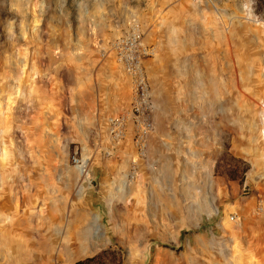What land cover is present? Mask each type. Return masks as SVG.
<instances>
[{"label":"rangeland","instance_id":"374dc122","mask_svg":"<svg viewBox=\"0 0 264 264\" xmlns=\"http://www.w3.org/2000/svg\"><path fill=\"white\" fill-rule=\"evenodd\" d=\"M129 17L155 47L152 91L173 119L204 112L206 145L173 127V153L139 158L130 134L122 152L106 146L74 78L93 75L81 55L104 42L105 56L110 23ZM260 169L262 0H0V264H264Z\"/></svg>","mask_w":264,"mask_h":264},{"label":"crops","instance_id":"0c3cea01","mask_svg":"<svg viewBox=\"0 0 264 264\" xmlns=\"http://www.w3.org/2000/svg\"><path fill=\"white\" fill-rule=\"evenodd\" d=\"M132 18L135 17H129L128 19H124L121 22L115 20L114 22L110 23V33L108 37L109 46L105 56H100L99 49L101 45L106 46V43L104 42H101V44L97 46L96 49L94 48L91 52V55H81V58L89 57V61H91L92 64L95 65L93 75L89 79L84 77L74 78L76 92L80 93L78 95V98L83 99V101L86 102L89 110L98 113L99 116H102L100 120L102 121L104 127L106 125L104 117L108 113H110L109 115L118 114L128 105L124 97V93L127 92L125 76L120 66L116 63L114 54L109 47L112 40L126 30L127 24ZM142 29L144 32L143 26ZM148 60L146 61V65ZM87 87H89V101H86L84 99V93L86 92L85 90H87ZM150 87L151 90H153L151 84ZM165 92L167 91H163V93L161 94L154 93V91H152L153 103L155 108V128L148 139L149 151L151 150L154 155L163 153L164 151L173 153L175 150L174 143H177L179 141L181 134L178 130L174 132L173 127H184L186 137L185 142L191 144L193 141H200L202 145H206L203 143L204 141L209 142V120L206 117L207 115L202 112L200 113V119L195 120L194 117L197 116V112H194L193 106L190 105L189 110H186L184 113L183 120L173 119L172 111L168 112V110H172L171 99L167 97V94ZM218 122L219 121L216 122V126L218 125ZM216 138L217 137L210 138L211 142H213L215 145L216 143H218ZM106 143V146L110 148L113 153L120 152L121 150L118 148H120V145L123 144L121 143L119 145H115L108 139ZM126 144L127 143H125L123 146H126ZM209 153H211V157L213 159L216 160L218 158L217 156H213V153L211 151H209ZM209 153H206V158H208ZM257 221H259L260 223H264L263 219H257Z\"/></svg>","mask_w":264,"mask_h":264},{"label":"built area","instance_id":"2783aa9c","mask_svg":"<svg viewBox=\"0 0 264 264\" xmlns=\"http://www.w3.org/2000/svg\"><path fill=\"white\" fill-rule=\"evenodd\" d=\"M109 48L129 82L130 99L128 106L120 113L106 117V137L113 144L119 145L130 134L137 157L145 158L148 139L155 128V108L146 74V61L155 53V47L146 41L141 23L132 18L126 30L112 40ZM105 153L110 155L111 151L106 149ZM71 162L79 169L86 166V161L77 155L76 150L71 156ZM253 212L264 221L263 197H258ZM234 217L231 215L230 219Z\"/></svg>","mask_w":264,"mask_h":264},{"label":"trees","instance_id":"16d2710c","mask_svg":"<svg viewBox=\"0 0 264 264\" xmlns=\"http://www.w3.org/2000/svg\"><path fill=\"white\" fill-rule=\"evenodd\" d=\"M74 264H98V255L78 259Z\"/></svg>","mask_w":264,"mask_h":264},{"label":"water","instance_id":"95a60500","mask_svg":"<svg viewBox=\"0 0 264 264\" xmlns=\"http://www.w3.org/2000/svg\"><path fill=\"white\" fill-rule=\"evenodd\" d=\"M264 177V169H260L259 171L252 173L250 175V178L254 181V182H258L260 181L262 178Z\"/></svg>","mask_w":264,"mask_h":264}]
</instances>
